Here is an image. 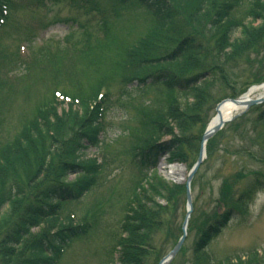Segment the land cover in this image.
I'll list each match as a JSON object with an SVG mask.
<instances>
[{"label":"trees","instance_id":"obj_1","mask_svg":"<svg viewBox=\"0 0 264 264\" xmlns=\"http://www.w3.org/2000/svg\"><path fill=\"white\" fill-rule=\"evenodd\" d=\"M126 2L145 8L151 17L150 34L128 44L118 38L106 18L100 22L101 40L91 42L86 30L81 31V39L69 47L78 81L84 83L76 94L79 109L70 107L60 115L51 97L34 109L14 137L0 143V264H55L65 246L90 235L94 214L85 210L70 217L66 206L94 191L101 175L102 165L85 159L84 151L100 143L99 119L107 96L96 102L97 93L110 82L121 85L120 95L126 100L133 90L157 89L161 101L158 107L140 106L137 126H122L138 177L122 204L118 233L109 237L113 245L107 250L108 264H157L163 256L154 242L168 228L166 217H174L184 205L185 190L163 179L157 163L164 155L167 163L190 166L194 162L206 125L207 91L213 74L220 73L216 66L221 60L250 54L262 43L264 0H250L247 16L251 21L246 24L228 19L242 0H116ZM34 3L44 8L67 4L76 10H96L95 0ZM14 5V0H0V17ZM183 13L189 14L193 28L182 25ZM65 23L77 26L72 19ZM204 31L217 35L208 40L214 42V56L204 44ZM235 31L238 37L233 38ZM65 57L66 48L57 51L56 66ZM212 60L216 63L210 67ZM216 138L207 142L208 158ZM28 166L34 172L22 181L16 173H24ZM72 174L76 180L71 183L67 178ZM255 188L249 186L238 200L250 199ZM231 216L228 210L198 221L193 253L201 254Z\"/></svg>","mask_w":264,"mask_h":264},{"label":"rangeland","instance_id":"obj_2","mask_svg":"<svg viewBox=\"0 0 264 264\" xmlns=\"http://www.w3.org/2000/svg\"><path fill=\"white\" fill-rule=\"evenodd\" d=\"M25 1L26 6L23 5V8L12 12L8 25L6 24L5 29L2 28L0 31V63L4 58H11V55L13 59L19 45L18 42L27 38L32 39L28 44L30 50L28 56L25 43L19 45L20 55L27 64L31 63L33 55L39 54V49L43 48L48 40L60 41L67 33L70 39L80 40L81 31L85 29L84 33L90 36L91 42H94V39L102 37L100 19L106 16L109 23H115L114 29L117 32L121 31L118 28L124 26L123 23H127L125 27L132 25L131 30L125 36L128 41H135L144 36L147 29L145 18L140 10L128 8L119 10L118 6V11L115 12L113 4L115 0H95L101 13L89 12L85 8L77 11L68 5H48V8H44L40 5H32V0H23L24 3ZM102 11L106 13L103 14ZM187 14H180L179 19L184 27L193 28L195 23ZM235 15L239 16V13ZM65 19L74 20L77 26L70 29V23L64 24ZM123 29L127 32L125 28ZM216 36L215 33L202 32L204 44L213 55L215 54L213 52L214 42L208 40L216 39ZM253 50L250 54L240 55L236 60H221L220 67L216 66L221 75L214 77L207 91L209 101L204 122H209L215 116V108L222 100L231 98L234 93L242 95L247 91V85L253 84L256 80L264 82V39ZM153 54L156 55L158 52L155 51ZM72 60L67 59L64 63L60 71V81L64 86L59 85L60 88L71 87V92L84 86L83 82H77V71L74 68L76 64L73 60V66ZM16 63H19L18 58ZM215 63L216 60H212L209 66L213 67ZM20 67H25V63ZM17 70L16 75L20 76L24 73L22 68ZM64 72L67 73L64 74ZM68 74L69 82L66 77ZM217 77H222L223 80L225 77L226 86ZM55 81L59 82L58 79ZM110 83L107 84L110 86L107 87L110 92V106L104 118L108 126L104 139L112 143L110 148L104 152L99 149L109 165L98 183L99 190L83 198L73 208L74 210L69 208L78 213L85 207L94 208L93 203L104 199V204L99 209L103 213L102 220L98 223V230H95L91 237L72 243L58 264H106L105 252L109 245L104 236L105 233L108 236L116 232L117 220L121 216L120 199L126 194L131 185V178L135 175V169L129 162L127 163V158L121 157L127 152L125 149L129 147V141L125 135L119 134L121 131L119 127L125 124L124 121L129 122L130 120L132 123L127 124L128 126H137L136 111L139 106L150 104L152 107H158L161 101L159 91L150 89L141 92L135 90L130 99L123 98V102H120L117 98L120 96L121 85ZM16 86L20 87L19 80L16 81ZM45 87L43 90L42 86L38 85V97L41 96V92H47ZM21 88L22 90L16 94L15 110L4 113L6 117L12 118L6 124L7 129L1 128L0 143L6 138V130L15 133L19 129V119L30 117L28 115L34 102L27 101L24 104L26 88L23 85ZM48 88L53 89L54 85L49 83ZM61 107L66 108V105H61L59 110H62ZM219 134L221 135L218 136ZM219 134L216 135L218 137L215 149L194 176L193 212L188 224L189 232L183 245V253L179 254L170 264H264V191L256 190L251 199L247 201L239 202L241 200H238L250 185L258 183L259 187L264 189V119L261 120L259 110L252 111L251 108L232 124H226ZM118 156L120 157L117 160ZM102 157L99 159L101 160ZM111 160H113L112 163H110ZM182 167L183 171L180 170L179 165L174 164L172 168L164 165L159 171L166 180L177 182L181 176L184 178L186 176L187 170L184 166ZM28 168H24V173L21 171L16 173L22 181L30 178L34 172L33 166H28ZM170 172L171 175H169ZM72 179L73 177H69L68 180ZM223 187H228L229 190H224ZM231 207L232 216L228 224L221 229L201 254H194L193 247L198 238V221L204 217L210 218L224 214ZM184 213L185 205L184 207L182 205L174 217H166V221H169L168 228L162 235L157 236L154 242L162 255L171 249L174 239L180 236Z\"/></svg>","mask_w":264,"mask_h":264},{"label":"water","instance_id":"obj_3","mask_svg":"<svg viewBox=\"0 0 264 264\" xmlns=\"http://www.w3.org/2000/svg\"><path fill=\"white\" fill-rule=\"evenodd\" d=\"M234 103H238L237 101H233ZM264 102V98H258V99H254V100H249L246 101L244 103H240L243 104V106L245 108H249L252 105H258L260 103ZM217 114H218V109L216 110ZM224 120H222L221 118L218 119V122L215 125H212L208 128V130L205 132V134L203 135V139H202V143L199 149V154H198V160L196 165L194 166L193 170L190 172L188 178H187V184H186V198H187V204H188V210L186 213V217L184 220V223L182 225V237L179 239L178 243L175 245V247L168 253V255L166 257H164L159 264H169L170 261L174 258V256L177 254V252L179 251L184 239H185V227H186V223H187V219L189 217V214L191 212V208H190V195H189V189H188V184L193 176V174L195 173L198 165L201 163L202 161V156H203V143L204 141L214 132L218 131L224 124Z\"/></svg>","mask_w":264,"mask_h":264},{"label":"bare ground","instance_id":"obj_4","mask_svg":"<svg viewBox=\"0 0 264 264\" xmlns=\"http://www.w3.org/2000/svg\"><path fill=\"white\" fill-rule=\"evenodd\" d=\"M257 96L264 97V84L259 87L249 90L246 93V95L242 98V100L246 101L247 99L255 98ZM239 106H240L239 103L238 104H231L230 102L224 103L223 105L219 107V114L221 118L225 119L231 116L232 114H234L235 112L239 111L241 109V107Z\"/></svg>","mask_w":264,"mask_h":264}]
</instances>
